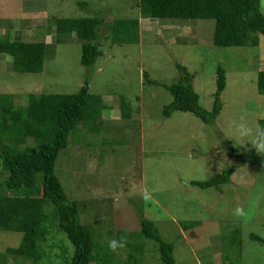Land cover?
Returning a JSON list of instances; mask_svg holds the SVG:
<instances>
[{
  "label": "rangeland",
  "instance_id": "1",
  "mask_svg": "<svg viewBox=\"0 0 264 264\" xmlns=\"http://www.w3.org/2000/svg\"><path fill=\"white\" fill-rule=\"evenodd\" d=\"M261 10L264 14V0ZM95 17L105 21L102 56L89 71L75 35L57 43L55 21ZM119 20H140L139 43H112L122 36H112L108 27ZM215 25L213 20L144 19L139 0H0V39L8 35L48 45L41 73L18 72L11 56L0 55V97L12 96L17 108L26 107L31 95L77 94L90 76V93L102 101L101 118L88 119L72 133L55 168L96 239L95 255L102 259L92 264H164L157 243L141 233L144 219L174 245L176 264H264V171L245 164L230 184L193 185L233 165L226 140L243 156L264 154L253 146L257 130L264 131V95L257 86L264 71V36L259 35L257 47H218ZM178 65L194 76L200 106L207 111L215 103L218 70L226 72L215 124L191 113L163 116L174 97L146 77L171 86L180 80ZM123 106L129 117L123 116ZM242 119L253 129L247 137L235 132ZM7 177L0 164V187ZM237 207L245 215L237 216ZM52 208L45 209L50 220ZM53 232L44 244L45 262L66 264L75 247L64 232ZM23 238L0 230V264L34 263L9 254ZM121 238L126 247L112 252L108 240Z\"/></svg>",
  "mask_w": 264,
  "mask_h": 264
},
{
  "label": "trees",
  "instance_id": "2",
  "mask_svg": "<svg viewBox=\"0 0 264 264\" xmlns=\"http://www.w3.org/2000/svg\"><path fill=\"white\" fill-rule=\"evenodd\" d=\"M139 8L142 18L148 20H213L216 23L213 42L218 47H257L259 35L264 36L261 0H139ZM104 25V19L98 17L58 19L55 21L57 43H66L75 35L82 42L81 63L92 71L102 56L99 40ZM108 28L112 36H122L113 38V44L140 42V20H119ZM47 48L44 42L12 40L8 35L0 39V55L11 56L14 69L21 73H41ZM178 68L180 80L171 86L146 77L149 83L163 86L174 97L164 108L163 116L170 118L175 112L191 113L205 124H215L222 111L226 72L222 68L218 70L215 103L213 110L207 111L200 106V97L193 85L194 76L182 65ZM89 81L90 76L74 95H31L26 107L17 108L12 96L0 97V164L8 173L0 187V230L24 235L21 246L10 249L9 254L33 261V264H47V252L43 249L54 229L64 232L75 247L73 256L66 257V264H92L102 259L100 254L95 255L96 239L90 227L81 222L78 202L68 198L55 172L57 160L68 148L72 133L88 119L98 120L102 116V101L90 93ZM257 86L259 93L264 95V71L258 76ZM124 108L123 116L129 117ZM260 125L264 130V120ZM29 140L34 144L29 145ZM224 146L233 165L209 181L193 182V185L210 189L230 184L233 175L245 164L264 171V154L243 156L229 140ZM47 206L53 207L51 220L45 210ZM48 219L51 221L49 227ZM141 233L157 243L164 264H176L174 245L163 239L152 221L142 220ZM252 239L262 241L256 236Z\"/></svg>",
  "mask_w": 264,
  "mask_h": 264
},
{
  "label": "clouds",
  "instance_id": "3",
  "mask_svg": "<svg viewBox=\"0 0 264 264\" xmlns=\"http://www.w3.org/2000/svg\"><path fill=\"white\" fill-rule=\"evenodd\" d=\"M235 132L238 137H247L252 134L253 129L249 126L247 121H244L243 119L236 124L235 126ZM256 149L260 151H264V131L257 130V140L253 145ZM145 198L147 199L148 196L146 195ZM235 214L237 216H243L245 215V210L242 207H237L235 209ZM126 240L124 238H121L119 240L117 239H109L107 242L108 248L112 252H117L118 250H122L126 247Z\"/></svg>",
  "mask_w": 264,
  "mask_h": 264
}]
</instances>
